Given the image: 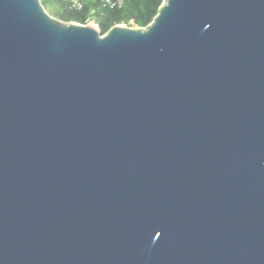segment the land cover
<instances>
[{
  "label": "water",
  "instance_id": "obj_1",
  "mask_svg": "<svg viewBox=\"0 0 264 264\" xmlns=\"http://www.w3.org/2000/svg\"><path fill=\"white\" fill-rule=\"evenodd\" d=\"M0 264H264V0H0Z\"/></svg>",
  "mask_w": 264,
  "mask_h": 264
},
{
  "label": "trees",
  "instance_id": "obj_2",
  "mask_svg": "<svg viewBox=\"0 0 264 264\" xmlns=\"http://www.w3.org/2000/svg\"><path fill=\"white\" fill-rule=\"evenodd\" d=\"M56 4L55 16L63 21L87 24L93 20L102 34L116 24L138 27L149 25L164 0H123L120 7H110L104 0H89L81 10L71 8L69 0H46Z\"/></svg>",
  "mask_w": 264,
  "mask_h": 264
},
{
  "label": "built area",
  "instance_id": "obj_3",
  "mask_svg": "<svg viewBox=\"0 0 264 264\" xmlns=\"http://www.w3.org/2000/svg\"><path fill=\"white\" fill-rule=\"evenodd\" d=\"M87 1L89 0H69L71 8L75 10L83 9ZM104 2L112 8L120 7L123 4V0H104Z\"/></svg>",
  "mask_w": 264,
  "mask_h": 264
},
{
  "label": "rangeland",
  "instance_id": "obj_4",
  "mask_svg": "<svg viewBox=\"0 0 264 264\" xmlns=\"http://www.w3.org/2000/svg\"><path fill=\"white\" fill-rule=\"evenodd\" d=\"M42 3L44 4L45 8L47 9V11L52 14L53 16H55L54 12L57 9L56 8V4L48 2L46 0H41ZM56 17V16H55ZM88 24L94 25L96 28H98V25L93 21H89Z\"/></svg>",
  "mask_w": 264,
  "mask_h": 264
}]
</instances>
